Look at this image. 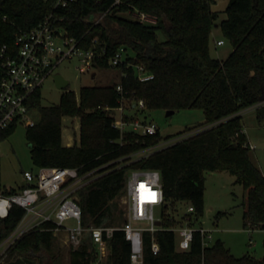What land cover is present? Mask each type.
Here are the masks:
<instances>
[{
	"label": "trees",
	"instance_id": "1",
	"mask_svg": "<svg viewBox=\"0 0 264 264\" xmlns=\"http://www.w3.org/2000/svg\"><path fill=\"white\" fill-rule=\"evenodd\" d=\"M114 1L74 0L68 6H55V0H0V47H14L17 34L52 14L55 24L82 37L84 48H104L103 56L94 59L95 67H115L120 72L110 82L82 86L78 95L67 88L57 104L44 105L41 88L33 92L29 107L35 110V123L26 126V137L36 169L43 165L76 166L81 173L96 169V177L79 190L87 226L122 225L118 222L123 210L117 199L126 191L133 168L159 169L167 209L175 210L182 201L192 203L198 214L204 210L205 169H227L246 190V226L264 229V173L251 158L243 129V113L248 108L253 107L258 121L264 122V0L228 1L220 28L233 48L223 59L210 52L212 28L219 17L212 7L215 0H120L112 5ZM136 11L156 16L157 22L140 20ZM121 46L126 48V60L112 65L110 58ZM138 64L154 76L141 80ZM123 94L145 100L143 109L133 103L126 107L129 117L152 109L200 105L207 119L166 137L160 130L155 134L132 127L122 131L114 121ZM66 115L80 119V140L71 145L63 142ZM16 125L1 131L0 138ZM173 135L181 137L142 152ZM23 186L0 188L11 192ZM23 213L24 208L16 204L8 216L0 217V241ZM163 223L178 221L165 218ZM155 234L160 243L157 252L151 246L152 232H144L145 264H264V259L248 253L236 256L221 239L203 248L198 231L186 249L178 247L174 230L159 229ZM54 238L52 229L40 225L21 237L1 264H62ZM130 252L122 228L108 237V252L102 258L87 233L79 245L70 248L68 264H132Z\"/></svg>",
	"mask_w": 264,
	"mask_h": 264
},
{
	"label": "built area",
	"instance_id": "2",
	"mask_svg": "<svg viewBox=\"0 0 264 264\" xmlns=\"http://www.w3.org/2000/svg\"><path fill=\"white\" fill-rule=\"evenodd\" d=\"M72 1L74 0H55V6H68ZM119 1L115 0L112 5ZM104 14L105 12L101 13L93 23H98ZM134 15L144 22H157L156 16L145 11H136ZM81 39L82 37L69 34L65 27L55 24L51 14L32 28L17 34L14 47L9 48L7 44L0 47V133L14 122H24L27 125L35 123L29 107L30 97L35 90L42 87L48 76L56 73L55 68L64 59L78 56L82 63L81 71L96 68L94 59L103 56L104 48L103 51L93 47L84 48ZM97 41L98 37H95L93 42L96 44ZM217 42L220 44L224 40L218 39ZM125 55L126 48L121 46L111 56V64L124 62ZM137 70L141 80L154 76L144 64H138ZM117 88L123 90L121 84ZM134 97L135 94L122 95L121 104L116 108L119 113L114 125L122 131L132 127L143 134L157 133L160 129L156 122L126 115L125 101L130 100L139 109L146 107L143 98ZM180 137L164 139L143 149L142 152L148 153L147 151L161 147L163 143L166 146ZM95 170L94 168L81 173L80 168L76 166L43 165L37 169L24 170L25 183L22 188L11 192L0 188V217L8 216L16 204L24 208L17 225L0 241V264L5 261L7 254L21 237L43 224L45 228L52 229L54 234L65 231L73 247L79 245L83 237L90 233L98 246L99 258L107 253L108 237L116 228H122L131 244L132 264H145L144 232L147 230L152 232L151 246L155 252L160 249L155 234L159 229L174 230L180 249L191 245L196 231L200 233L203 248L215 241L212 229L197 227L191 222V212L195 211L192 203H188L187 223H163L165 218L175 217L171 209L165 206L161 172L157 168H133L129 171L126 183L127 217L122 225H85L79 190L96 177ZM158 219L161 223H157ZM68 220H74V223L69 224Z\"/></svg>",
	"mask_w": 264,
	"mask_h": 264
},
{
	"label": "rangeland",
	"instance_id": "3",
	"mask_svg": "<svg viewBox=\"0 0 264 264\" xmlns=\"http://www.w3.org/2000/svg\"><path fill=\"white\" fill-rule=\"evenodd\" d=\"M228 1L215 0L212 3V7L219 12V17L212 28L210 52L213 57L220 59L225 58L233 48L231 41L224 36L220 28V21L227 17L225 9ZM218 39H223L224 43L219 44ZM81 65L80 58L74 56L64 59L55 68V72H60L69 79V85L66 88H60L56 85L54 77L48 76L41 87L44 105L59 103L62 93L67 88L73 89L78 95L82 86L110 82L112 79H118L120 73L119 69L115 67H96L81 71ZM94 73L95 75H93ZM130 103V100L125 101L124 107L130 106ZM117 111L119 113V110ZM34 112L35 110L32 111V115L35 118ZM131 117L156 122L163 137L207 119L206 112L200 105L183 107L171 114L167 113V109H152L142 113L136 112ZM26 126V123L20 122L10 133L0 138V185L4 189L23 185L25 183L24 170L36 169V164L31 157L30 143L26 137ZM243 129L251 147V158L264 173V122L258 121L256 110L253 107L243 113ZM62 134L65 143H75L80 140V119L78 116L66 115L63 117ZM174 136L176 135L172 137ZM164 146L163 143L161 147ZM204 175V210L201 214L196 211L191 212V222L197 227L204 226L212 229L215 240L221 239L236 256L248 253L255 258L264 259V229L248 228L244 221L246 190L243 184L237 180L235 174L227 169H205ZM127 198V192L124 191L117 199L119 207L123 210L121 213L123 217L118 222L120 224L127 217ZM170 211L178 223H187L188 203L178 201L176 209ZM117 214L120 212L118 211ZM67 222L73 224L74 220ZM54 243L56 249L60 251L61 263L68 264L72 245L68 241L67 233L61 231L55 234ZM106 252H108V247Z\"/></svg>",
	"mask_w": 264,
	"mask_h": 264
},
{
	"label": "water",
	"instance_id": "4",
	"mask_svg": "<svg viewBox=\"0 0 264 264\" xmlns=\"http://www.w3.org/2000/svg\"><path fill=\"white\" fill-rule=\"evenodd\" d=\"M93 75H95V73ZM53 77H54L55 82H56V85L58 87H60V88H66L69 85V79L66 78L62 73L56 72V73H54ZM175 110L176 109H174V108L167 109V113L168 114L174 113ZM157 223H161V220L158 219L157 220Z\"/></svg>",
	"mask_w": 264,
	"mask_h": 264
},
{
	"label": "crops",
	"instance_id": "5",
	"mask_svg": "<svg viewBox=\"0 0 264 264\" xmlns=\"http://www.w3.org/2000/svg\"><path fill=\"white\" fill-rule=\"evenodd\" d=\"M224 43V42H223ZM64 142V141H63ZM65 143V142H64ZM65 144H67V145H71V144H73V143H71V142H66Z\"/></svg>",
	"mask_w": 264,
	"mask_h": 264
}]
</instances>
